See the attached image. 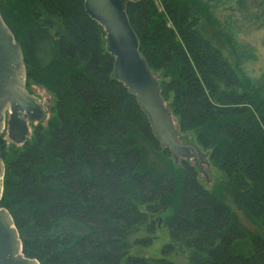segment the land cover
<instances>
[{
	"label": "trees",
	"instance_id": "trees-1",
	"mask_svg": "<svg viewBox=\"0 0 264 264\" xmlns=\"http://www.w3.org/2000/svg\"><path fill=\"white\" fill-rule=\"evenodd\" d=\"M198 3L128 0L125 12L176 128L196 135L237 205L264 224V87L242 81L204 37ZM0 15L21 47L25 87L47 82L54 97L53 116L22 143L7 146V132H0V207L10 213L25 257L40 264H178L128 254L131 232L145 225L153 234L157 219L168 228L164 254L185 248L188 264H264V238L247 242L229 207L199 182L193 157L179 158L178 172L143 165L140 139L172 153L112 77L105 31L83 0H0ZM133 242L147 246L152 237Z\"/></svg>",
	"mask_w": 264,
	"mask_h": 264
},
{
	"label": "water",
	"instance_id": "water-1",
	"mask_svg": "<svg viewBox=\"0 0 264 264\" xmlns=\"http://www.w3.org/2000/svg\"><path fill=\"white\" fill-rule=\"evenodd\" d=\"M128 0H83L85 12L104 29L105 49L113 57L112 77L121 82L147 114L151 128L175 159L193 157L200 168L197 147L177 137L169 109L163 102L158 80L138 50L137 37L128 21ZM25 66L22 50L0 15V131L5 126L14 143L28 136L24 117L39 120L44 112L25 92ZM4 165L0 159V196ZM0 264H40L21 252V241L10 213L0 207Z\"/></svg>",
	"mask_w": 264,
	"mask_h": 264
},
{
	"label": "rangeland",
	"instance_id": "rangeland-1",
	"mask_svg": "<svg viewBox=\"0 0 264 264\" xmlns=\"http://www.w3.org/2000/svg\"><path fill=\"white\" fill-rule=\"evenodd\" d=\"M198 15L200 30L204 37L215 45L237 71L242 81L248 80L256 88L264 87V0H199ZM49 80V79H48ZM45 84H32L25 92L36 101L44 114L39 120L24 117L28 129V136L33 126L40 121L43 125L53 116V95ZM5 126L0 131L7 132L8 109L4 110ZM174 120L176 128V120ZM177 135L183 142L194 144L201 157L198 170V180L204 188L211 191L221 202L231 210L232 217L248 235L247 242L254 234L264 238V224L252 219L234 200V189L229 185L227 176L209 160V152L202 150L196 142L193 132L181 133L176 128ZM5 144L9 146L13 141L5 134ZM143 152V165L156 172L163 170L179 171L182 164L173 155H165L162 148L155 150L147 141L140 139ZM192 164L194 161L190 159ZM198 167V166H197ZM170 214V211L166 212ZM163 217V216H162ZM161 218V217H160ZM153 234H148L145 225L132 231L128 237L130 247L128 254L144 257L165 256L168 260L178 264H188V249H176L164 254L163 247L170 242L168 228L162 221L156 219ZM150 235V245L134 243L135 238Z\"/></svg>",
	"mask_w": 264,
	"mask_h": 264
}]
</instances>
